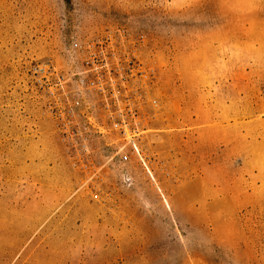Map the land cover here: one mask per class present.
Instances as JSON below:
<instances>
[{"label": "rangeland", "instance_id": "374dc122", "mask_svg": "<svg viewBox=\"0 0 264 264\" xmlns=\"http://www.w3.org/2000/svg\"><path fill=\"white\" fill-rule=\"evenodd\" d=\"M119 28L143 161L69 155L33 67ZM0 264H264V0H0Z\"/></svg>", "mask_w": 264, "mask_h": 264}, {"label": "built area", "instance_id": "2783aa9c", "mask_svg": "<svg viewBox=\"0 0 264 264\" xmlns=\"http://www.w3.org/2000/svg\"><path fill=\"white\" fill-rule=\"evenodd\" d=\"M117 35L72 43L83 55L82 67L70 74L51 63L37 64L33 75L44 108L55 130L67 143L70 155H89L96 134L114 132L123 144L118 153L123 161H143L144 151L136 142L143 119L137 111L138 77L153 75V68L141 69L133 48L135 40L125 28ZM140 102L154 107L147 95ZM130 144L129 148L125 147Z\"/></svg>", "mask_w": 264, "mask_h": 264}]
</instances>
